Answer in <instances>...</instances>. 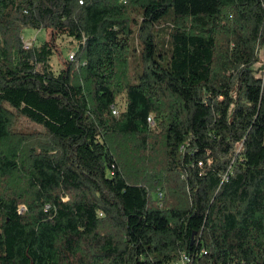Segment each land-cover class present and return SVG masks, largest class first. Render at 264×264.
<instances>
[{
  "label": "trees",
  "instance_id": "1",
  "mask_svg": "<svg viewBox=\"0 0 264 264\" xmlns=\"http://www.w3.org/2000/svg\"><path fill=\"white\" fill-rule=\"evenodd\" d=\"M82 1L0 0V264H264V0Z\"/></svg>",
  "mask_w": 264,
  "mask_h": 264
},
{
  "label": "rangeland",
  "instance_id": "2",
  "mask_svg": "<svg viewBox=\"0 0 264 264\" xmlns=\"http://www.w3.org/2000/svg\"><path fill=\"white\" fill-rule=\"evenodd\" d=\"M23 39H24L26 46H28L29 48H32L34 46H41L43 43L51 40V32L49 30H44V29L34 30L31 28H28V29H25L23 33ZM56 42L58 46V52L53 56L51 64H52L54 71L59 72L61 69L66 67L68 60H71L70 56L72 55V53H77L78 44L73 39H70L67 37L58 38ZM263 61H264V52H263ZM140 65H141V60L139 56L131 60L130 61L131 73L133 74L135 70L140 71ZM124 107H125V100L119 99L116 105L118 114H119V111L123 109ZM150 126L154 130L156 128L155 121L152 124H150ZM19 127L21 128L30 127L31 129L33 128L40 129V127L34 124H31L28 121L23 120V119L20 120ZM21 209L23 210L24 208H21Z\"/></svg>",
  "mask_w": 264,
  "mask_h": 264
},
{
  "label": "built area",
  "instance_id": "3",
  "mask_svg": "<svg viewBox=\"0 0 264 264\" xmlns=\"http://www.w3.org/2000/svg\"><path fill=\"white\" fill-rule=\"evenodd\" d=\"M82 2L83 1L81 0V3ZM25 47L29 48L28 46H26V44H25ZM75 56H76V53H72V55L70 56V59H71L70 61H74L75 60ZM113 113L115 115L118 114V110L116 109L115 106H113ZM148 120H149L150 124H152L154 122L152 116H150L148 118ZM159 197L162 198V194H159ZM172 264H191V258L187 254H183L178 260L174 261Z\"/></svg>",
  "mask_w": 264,
  "mask_h": 264
}]
</instances>
